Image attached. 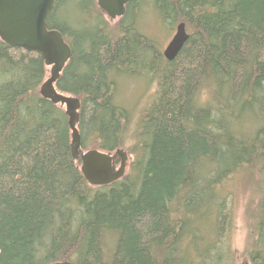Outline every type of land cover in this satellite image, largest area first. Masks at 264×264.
Instances as JSON below:
<instances>
[{
  "label": "trees",
  "instance_id": "trees-1",
  "mask_svg": "<svg viewBox=\"0 0 264 264\" xmlns=\"http://www.w3.org/2000/svg\"><path fill=\"white\" fill-rule=\"evenodd\" d=\"M148 6L185 26L170 62L138 29ZM46 24L70 48L55 89L79 100L81 151L130 160L88 185L64 109L39 93L42 58L0 40V264H234L227 186L246 173L258 198L242 256L264 264V0H130L115 22L96 0H55ZM145 73L155 97L129 134L116 80Z\"/></svg>",
  "mask_w": 264,
  "mask_h": 264
},
{
  "label": "water",
  "instance_id": "water-1",
  "mask_svg": "<svg viewBox=\"0 0 264 264\" xmlns=\"http://www.w3.org/2000/svg\"><path fill=\"white\" fill-rule=\"evenodd\" d=\"M129 1L96 0V4L109 20H115L124 14L125 5ZM54 2L55 0H0V40L11 48L21 49L42 58L44 65L49 68V77L40 86L41 97L64 109L71 132V156L73 160H79V170L86 183L92 187L107 186L125 175L128 157L123 150L108 154L95 149L85 152L80 149L77 129L79 100L55 89V83L70 57V48L58 31L49 30L47 27L46 20ZM187 39L184 24H178L162 51L165 60H174ZM116 158H119L118 166L115 163Z\"/></svg>",
  "mask_w": 264,
  "mask_h": 264
},
{
  "label": "rangeland",
  "instance_id": "rangeland-1",
  "mask_svg": "<svg viewBox=\"0 0 264 264\" xmlns=\"http://www.w3.org/2000/svg\"><path fill=\"white\" fill-rule=\"evenodd\" d=\"M137 26L143 35L156 42L161 53L174 34V30L168 31L165 29L150 6L145 7L143 12L140 13ZM48 77L49 68L46 67V78ZM155 93V78L147 73L136 77L117 78L115 98L119 105L130 112L129 134L137 127V121L141 118L144 109L150 105ZM127 144L129 145V143ZM129 160L130 158L127 159V166ZM255 180H257L255 174L252 175V178L248 173L239 174L234 176L227 186L226 202L232 213V222L231 230L226 236V243L230 249L239 255L234 264H247L242 253L246 251L248 246L252 211L258 198Z\"/></svg>",
  "mask_w": 264,
  "mask_h": 264
},
{
  "label": "flooded vegetation",
  "instance_id": "flooded-vegetation-1",
  "mask_svg": "<svg viewBox=\"0 0 264 264\" xmlns=\"http://www.w3.org/2000/svg\"><path fill=\"white\" fill-rule=\"evenodd\" d=\"M106 17V16H105ZM107 19V18H106ZM114 21H116V20H114ZM114 21H112V22H114ZM110 22H111V20H110Z\"/></svg>",
  "mask_w": 264,
  "mask_h": 264
},
{
  "label": "bare ground",
  "instance_id": "bare-ground-1",
  "mask_svg": "<svg viewBox=\"0 0 264 264\" xmlns=\"http://www.w3.org/2000/svg\"><path fill=\"white\" fill-rule=\"evenodd\" d=\"M227 195V194H226Z\"/></svg>",
  "mask_w": 264,
  "mask_h": 264
}]
</instances>
